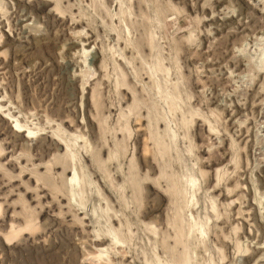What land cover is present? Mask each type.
Returning <instances> with one entry per match:
<instances>
[{
    "label": "rangeland",
    "instance_id": "374dc122",
    "mask_svg": "<svg viewBox=\"0 0 264 264\" xmlns=\"http://www.w3.org/2000/svg\"><path fill=\"white\" fill-rule=\"evenodd\" d=\"M263 59L264 0H0V264H264Z\"/></svg>",
    "mask_w": 264,
    "mask_h": 264
},
{
    "label": "bare ground",
    "instance_id": "6f19581e",
    "mask_svg": "<svg viewBox=\"0 0 264 264\" xmlns=\"http://www.w3.org/2000/svg\"><path fill=\"white\" fill-rule=\"evenodd\" d=\"M262 61H263V65H264V59H263ZM261 63H262V62H261ZM21 131H23V130H21ZM76 176H77V172L75 173V175L73 176V178L76 179ZM194 226L196 227V230H199V229H200V228L198 229V227L196 226V224H194L193 227L190 228L191 231L194 230ZM200 231H201V230H200ZM194 232H195V231H194ZM201 232H202V231H201ZM185 264H187V263H185Z\"/></svg>",
    "mask_w": 264,
    "mask_h": 264
}]
</instances>
